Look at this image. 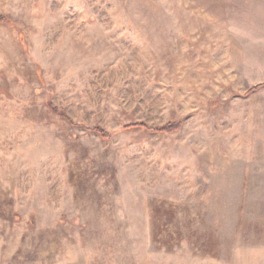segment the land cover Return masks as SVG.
Wrapping results in <instances>:
<instances>
[{"label": "rangeland", "instance_id": "374dc122", "mask_svg": "<svg viewBox=\"0 0 264 264\" xmlns=\"http://www.w3.org/2000/svg\"><path fill=\"white\" fill-rule=\"evenodd\" d=\"M0 16V264H264V0Z\"/></svg>", "mask_w": 264, "mask_h": 264}, {"label": "trees", "instance_id": "16d2710c", "mask_svg": "<svg viewBox=\"0 0 264 264\" xmlns=\"http://www.w3.org/2000/svg\"><path fill=\"white\" fill-rule=\"evenodd\" d=\"M0 22H5V23H9L12 24L11 20H9L8 18L4 17V16H0ZM260 85H256L254 87H252L246 94H249L250 92H252L253 90L257 89ZM50 109L54 110V113L57 115H60L61 117L67 119L68 117H66V113L64 111H62L59 108H56L55 106H50ZM124 129H133V128H139V129H146V130H150L152 132H172L173 130L176 129V123L174 122H169L165 125L159 126V127H149L147 124L143 123V122H138V123H130V124H126L123 126ZM93 132L97 133L99 136L106 138L107 136L104 135V131L101 127H94L91 129Z\"/></svg>", "mask_w": 264, "mask_h": 264}]
</instances>
